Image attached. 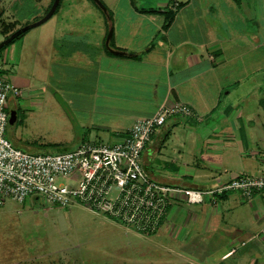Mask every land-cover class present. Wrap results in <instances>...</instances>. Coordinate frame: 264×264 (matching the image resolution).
I'll return each instance as SVG.
<instances>
[{"label":"crops","instance_id":"obj_1","mask_svg":"<svg viewBox=\"0 0 264 264\" xmlns=\"http://www.w3.org/2000/svg\"><path fill=\"white\" fill-rule=\"evenodd\" d=\"M13 1L1 9L6 22H16L12 31L19 25L16 14L10 11ZM52 1L45 2L44 15ZM260 1L136 0L140 8L159 9L145 13L125 0L126 7L113 13L112 46L125 54L101 50L89 61L71 50L60 55V48L52 46L51 50L44 37L28 36L45 21L24 34L20 48H12L10 43L5 46V70L11 64L19 67L14 72L18 78L33 73L39 60L51 57L54 65L75 61L80 74H97L102 98L96 104L98 110L113 100L125 114V125L109 132L111 141L138 118L155 114L163 103L180 100L193 106L200 119L169 117L142 152L145 169L157 181L203 189L228 181L232 176L227 173L242 168H254L251 174H264V57L250 56L264 49ZM166 8L173 9L175 16L164 28ZM250 22L254 24L251 30ZM68 35L77 39L79 32ZM251 145L256 148L250 149ZM237 157L241 161L234 164ZM230 201L252 208L253 228L243 224L234 231L213 232L223 223ZM185 203L181 199L171 203L162 227L168 225L183 245L191 240L201 242L189 249L191 256L198 258L197 264H264V192L251 199L232 191L217 196L216 201L206 196L190 209ZM198 226L201 230L204 227L202 232L209 229L212 233L201 234L200 230L201 235H196L193 230ZM168 248L175 257L184 254L183 248Z\"/></svg>","mask_w":264,"mask_h":264},{"label":"rangeland","instance_id":"obj_2","mask_svg":"<svg viewBox=\"0 0 264 264\" xmlns=\"http://www.w3.org/2000/svg\"><path fill=\"white\" fill-rule=\"evenodd\" d=\"M46 1H13L10 11L19 21L16 29L26 25L27 21L44 16ZM102 1L111 17L95 0H61L59 8L43 27L28 36L44 37L51 50L52 46L60 48V55L82 53L88 61L92 60L99 55L95 53L108 49L105 39L111 27L114 33L113 13L126 7L125 0ZM260 2L261 9H264V1ZM10 3L11 0H0V9H7ZM260 19L264 23V11ZM1 21H5L3 15ZM250 26L249 30L254 28L253 22ZM68 32H79V37L71 38ZM261 34L264 36V30ZM23 36L10 43L12 48L17 45L20 48ZM0 37L2 41L4 34L1 31ZM114 42L112 35V49ZM250 56L262 59L264 49ZM50 60L51 57L39 60L33 73L17 78L14 72L19 67L11 64L5 70V47L0 48L1 75L20 90L18 95L10 94L8 98V106L17 108L18 118L14 123L8 122L7 137L16 147L31 153L71 150L84 141H111L109 132L125 125V114L113 100L106 104L108 107L98 110L96 104L102 98L97 74H80L75 61L62 66L54 65ZM20 66L23 68L24 65ZM222 100L224 104L225 99ZM255 148L250 146V149ZM236 160L234 164L241 161L239 157ZM253 171L254 168L250 167L227 174L234 177ZM184 205L187 209L195 208L194 204ZM237 205L232 201L224 205L223 223L213 232L234 231L243 224L253 228L255 213L252 208ZM220 220L218 218V224ZM161 227L155 232L140 233L83 204L59 206L43 197L30 195L24 202L9 200L0 206V264H176L179 261L181 264H197L198 258L190 253L201 242L191 240L189 245H183L173 237L171 229H167L168 225L166 229ZM199 227L193 230L196 235L212 233L209 229L202 232L204 227L202 230ZM197 230H201V234ZM168 247L183 248L184 254L175 257Z\"/></svg>","mask_w":264,"mask_h":264},{"label":"built area","instance_id":"obj_3","mask_svg":"<svg viewBox=\"0 0 264 264\" xmlns=\"http://www.w3.org/2000/svg\"><path fill=\"white\" fill-rule=\"evenodd\" d=\"M0 66V206L24 202L30 195L69 206L83 204L140 233L163 226L176 199L199 204L206 196L239 191L247 199L264 192V174L241 173L209 188L171 185L152 178L142 152L171 116L196 117L190 104L163 103L155 114L138 118L117 140L84 141L74 149L31 153L16 147L6 135L10 94L20 90L1 75Z\"/></svg>","mask_w":264,"mask_h":264},{"label":"water","instance_id":"obj_4","mask_svg":"<svg viewBox=\"0 0 264 264\" xmlns=\"http://www.w3.org/2000/svg\"><path fill=\"white\" fill-rule=\"evenodd\" d=\"M60 0H54L51 7L49 8L48 12L42 16L41 18L37 19L36 21L27 23L26 25L22 26L21 28L15 30L13 33H11L10 35H8L7 37H5L2 41H0V48H2L3 46L7 45L10 41H12L16 36H18L20 33L27 31L33 27H36L42 23H44L45 21H47L55 12L56 8L59 5ZM95 2H97L101 8H103V10L105 12H107V7L106 5L103 3L102 0H95ZM0 13H1V9H0ZM113 35V28L111 27L109 29V32L106 36L105 39V44L108 47L109 50H111L114 53H124L122 50H115L112 49L110 47V39ZM18 118V112L15 108L10 110V117H9V123H14Z\"/></svg>","mask_w":264,"mask_h":264},{"label":"trees","instance_id":"obj_5","mask_svg":"<svg viewBox=\"0 0 264 264\" xmlns=\"http://www.w3.org/2000/svg\"><path fill=\"white\" fill-rule=\"evenodd\" d=\"M54 1V0H53ZM52 1V3H53ZM61 2V0H60ZM104 3V2H103ZM131 3L133 4V6L138 9L139 11L141 12H145V13H157L159 12V9L157 8H140L139 6H137V3H136V0H131ZM105 4V3H104ZM60 5V3H59ZM59 5L58 7L56 8V10L59 8ZM51 7V6H50ZM49 7V8H50ZM48 8V10H49ZM47 10V11H48ZM107 15L111 17V12L110 10L107 8ZM3 14V11L1 10V13H0V17L2 16ZM164 14H165V23H164V28H167L169 27V25L172 23L173 19H174V16H175V11L171 8H166V10H164ZM16 26V22L13 21V22H6V21H1L0 23V29L1 31L3 32V34L5 35V37H7L8 35H10L11 33H13L14 31H12L14 29V27ZM17 30V29H16ZM10 31H12L10 33ZM28 31V30H27ZM27 31H24L22 33H20L18 36H16L12 41H10L9 43L13 42L15 39H17L18 37L24 35ZM112 38V37H111ZM8 43V44H9ZM7 44V45H8ZM5 45V46H7ZM3 46V47H5ZM2 47V48H3ZM107 52L110 53V54H115L114 52H112L111 50L107 49ZM125 54V53H124ZM127 55V54H126ZM128 55H131V56H136V54H133V53H128ZM225 193L221 194V195H217L218 197H223Z\"/></svg>","mask_w":264,"mask_h":264},{"label":"flooded vegetation","instance_id":"obj_6","mask_svg":"<svg viewBox=\"0 0 264 264\" xmlns=\"http://www.w3.org/2000/svg\"><path fill=\"white\" fill-rule=\"evenodd\" d=\"M11 109H13V108L9 107V110H11ZM15 109L17 110V108H16V107H15Z\"/></svg>","mask_w":264,"mask_h":264}]
</instances>
